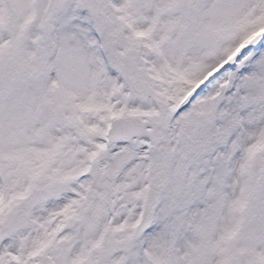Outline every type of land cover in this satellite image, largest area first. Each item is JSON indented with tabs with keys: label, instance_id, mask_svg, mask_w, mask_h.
<instances>
[{
	"label": "snow or ice",
	"instance_id": "6c2138e0",
	"mask_svg": "<svg viewBox=\"0 0 264 264\" xmlns=\"http://www.w3.org/2000/svg\"><path fill=\"white\" fill-rule=\"evenodd\" d=\"M0 264H264V0H0Z\"/></svg>",
	"mask_w": 264,
	"mask_h": 264
}]
</instances>
